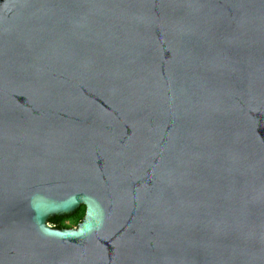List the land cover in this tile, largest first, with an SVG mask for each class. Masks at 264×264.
Wrapping results in <instances>:
<instances>
[{
  "label": "water",
  "instance_id": "obj_1",
  "mask_svg": "<svg viewBox=\"0 0 264 264\" xmlns=\"http://www.w3.org/2000/svg\"><path fill=\"white\" fill-rule=\"evenodd\" d=\"M0 264H264V0H0Z\"/></svg>",
  "mask_w": 264,
  "mask_h": 264
},
{
  "label": "trees",
  "instance_id": "obj_2",
  "mask_svg": "<svg viewBox=\"0 0 264 264\" xmlns=\"http://www.w3.org/2000/svg\"><path fill=\"white\" fill-rule=\"evenodd\" d=\"M84 206H82L80 209H78L75 213L70 214V215H65V216H56V217H52L50 219V224H52L54 227L58 228V229H66L68 228L67 226H65L63 224L64 220L73 216H76L79 214V212L81 211V209ZM85 208V207H84ZM86 209V208H85ZM81 223V222H80Z\"/></svg>",
  "mask_w": 264,
  "mask_h": 264
},
{
  "label": "rangeland",
  "instance_id": "obj_3",
  "mask_svg": "<svg viewBox=\"0 0 264 264\" xmlns=\"http://www.w3.org/2000/svg\"><path fill=\"white\" fill-rule=\"evenodd\" d=\"M85 213L86 209L83 207L78 215L65 219L63 224L68 228H75L84 219Z\"/></svg>",
  "mask_w": 264,
  "mask_h": 264
}]
</instances>
